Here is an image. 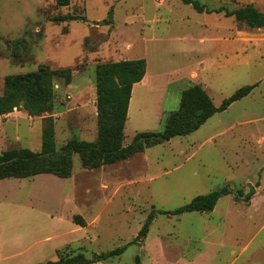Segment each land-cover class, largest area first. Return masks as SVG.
Returning <instances> with one entry per match:
<instances>
[{"label":"rangeland","instance_id":"374dc122","mask_svg":"<svg viewBox=\"0 0 264 264\" xmlns=\"http://www.w3.org/2000/svg\"><path fill=\"white\" fill-rule=\"evenodd\" d=\"M198 1L264 12V0ZM138 59L153 79L134 93L125 145L137 133H163L182 92L197 84L217 107L255 88L199 130L127 160L90 170L75 154L68 179L0 180V264L90 259L117 248L121 256L93 264H264V28L198 13L181 0H0V97L9 75L71 71L70 84L54 77L50 111L30 116L20 106L0 116V154L40 152L45 132L57 149L72 139L95 142L97 66ZM225 187L230 193L212 212L158 213L140 235L152 211H174Z\"/></svg>","mask_w":264,"mask_h":264},{"label":"trees","instance_id":"16d2710c","mask_svg":"<svg viewBox=\"0 0 264 264\" xmlns=\"http://www.w3.org/2000/svg\"><path fill=\"white\" fill-rule=\"evenodd\" d=\"M58 6L69 5L70 0H56ZM191 5L198 13H224L238 22H244L252 29L264 28V12L252 4L230 10L225 7L210 9L198 0H181ZM57 17L55 21L68 20ZM146 73L144 59L106 63L97 66L96 95L98 109V139L95 142L72 139L57 149L51 132H45L42 149L34 152L27 148L12 149L0 154V180L6 178H30L42 174H52L68 179L73 173V156L80 157L85 169H97L129 159L137 153L159 145L165 140L187 136L199 130L207 121L219 112L226 111L233 103L248 96L255 85L238 89L217 107L207 91L197 84L182 92L180 107L167 118L163 133H137L128 145L124 144L125 128L133 86L141 82ZM71 71L68 69L50 70L42 67L38 71L25 74L9 75L5 79V92L0 97V116L22 107L30 116H42L54 107V77H64L70 84ZM230 193L227 187L205 195L197 196L188 204L174 211H152L143 224L140 235L148 233L156 214L181 215L191 212L210 213L219 199ZM82 227L86 223L81 215L73 218ZM124 248H117L105 253L94 254L87 258L77 254L45 264H93L105 262L121 256ZM61 255L62 252L58 251Z\"/></svg>","mask_w":264,"mask_h":264},{"label":"crops","instance_id":"0c3cea01","mask_svg":"<svg viewBox=\"0 0 264 264\" xmlns=\"http://www.w3.org/2000/svg\"><path fill=\"white\" fill-rule=\"evenodd\" d=\"M147 60V59H146ZM153 79V77L151 76V73L149 72V64H148V61H147V70H146V74H145V77L143 78V80L141 81V82H139V83H137V84H135L134 86H133V89H132V96H131V100H130V104H129V109H128V119H127V122L129 121V118H130V114H131V112H132V104H133V99H134V93H135V91L136 90H138V89H144L145 87H150L149 85H151L150 84V82H151V80ZM158 86H160V88H162V85L160 84V83H158ZM169 86H170V84L169 83H166V87H164L163 89H162V93L161 94H166L167 92H168V90H169ZM211 119V118H210ZM127 122H126V124H127ZM4 180H7V179H4ZM2 181V180H1ZM96 219H99V218H96ZM75 223V222H74ZM87 224H89L90 225V223H87ZM82 227V226H81ZM82 228H85V226L84 227H82ZM66 245H68V244H66ZM63 246V245H62ZM61 247V246H60ZM60 247H57V249L58 248H60ZM57 251V250H56ZM57 256V255H56ZM56 261V260H55Z\"/></svg>","mask_w":264,"mask_h":264},{"label":"water","instance_id":"95a60500","mask_svg":"<svg viewBox=\"0 0 264 264\" xmlns=\"http://www.w3.org/2000/svg\"><path fill=\"white\" fill-rule=\"evenodd\" d=\"M252 192H254V189H252Z\"/></svg>","mask_w":264,"mask_h":264}]
</instances>
